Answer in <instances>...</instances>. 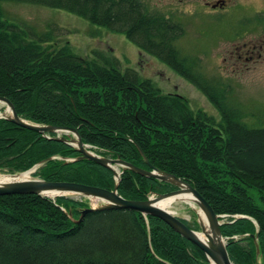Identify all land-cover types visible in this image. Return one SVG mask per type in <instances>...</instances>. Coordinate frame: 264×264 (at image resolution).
I'll return each instance as SVG.
<instances>
[{
    "label": "trees",
    "instance_id": "1",
    "mask_svg": "<svg viewBox=\"0 0 264 264\" xmlns=\"http://www.w3.org/2000/svg\"><path fill=\"white\" fill-rule=\"evenodd\" d=\"M17 1L63 8L123 33L203 91L221 119L193 109L177 92H162L112 53L80 55L68 41L60 44L53 28L38 32L4 16L0 7V95L17 114L73 127L95 152L148 168L139 145L152 164L188 181L221 215L233 264H264V126L247 125L225 102L226 89L219 92L184 65L175 42L184 33L182 22L149 10L142 0ZM55 135L0 117V171L42 162L33 175L113 187L109 167L86 158L66 161L79 152ZM175 188L125 168L117 191L145 199ZM89 206L87 197L1 194L0 264H210L202 249L158 216L94 208L76 222ZM183 221L195 227V220Z\"/></svg>",
    "mask_w": 264,
    "mask_h": 264
},
{
    "label": "rangeland",
    "instance_id": "2",
    "mask_svg": "<svg viewBox=\"0 0 264 264\" xmlns=\"http://www.w3.org/2000/svg\"><path fill=\"white\" fill-rule=\"evenodd\" d=\"M142 1L149 10L160 11L182 22L184 33L175 42L184 65L199 73L200 78L209 80L219 92L226 89L225 102L240 111V117L247 125L264 126V60L241 61L242 66L237 70L232 69V61L223 60L221 55L231 42L264 35V0H231L232 7L212 14L200 8L190 11L189 6H178L170 0ZM0 7L4 16L38 32L53 28L55 39L60 44L68 41L80 55L92 56L94 50L112 53L121 61L122 67L136 69L162 92H177L193 109L205 110L216 120L221 119L216 105L203 91L154 54L138 48L123 33L110 31L63 8L17 0H1ZM255 21L258 24L252 27ZM235 31H239L237 35L233 34ZM87 200L97 201L93 197H87ZM169 209L194 225L196 214L190 203L173 201ZM194 228L198 229L197 224Z\"/></svg>",
    "mask_w": 264,
    "mask_h": 264
},
{
    "label": "water",
    "instance_id": "3",
    "mask_svg": "<svg viewBox=\"0 0 264 264\" xmlns=\"http://www.w3.org/2000/svg\"><path fill=\"white\" fill-rule=\"evenodd\" d=\"M0 104L3 105V110L0 111V117H4L28 129L39 131L42 134L55 132L56 135L54 138L74 145L79 155L76 157H67L66 161L81 160L84 158L91 159L109 167L113 171L115 178V184L111 189L75 181L46 180L32 174L42 163L38 162L26 170L3 172V174L9 175L11 178L0 182V195L11 193H36L50 197L57 195H77L79 197H93L98 199V202H89L90 206L81 210L79 218L74 219L76 222L81 220L86 211L94 208H131L141 212L143 215L149 214L161 218L176 232L202 249L210 261V264H212V261L215 264H233L226 248L225 237L222 235L220 229V224L223 222V220L220 219L221 215L214 211L207 199L188 181L152 164L139 145H137V147L144 161L148 164V168L135 165L119 156L111 157L95 152L90 148L88 143H83L79 132L73 127L41 124L19 116L11 100L4 95H0ZM52 157L53 156H50L48 158L51 159ZM125 168L145 176H152L159 180L169 182L175 185L176 188L166 192H152L145 199L124 198L118 193L117 187L120 172ZM25 172H29V176L21 177L20 175ZM167 197H173L174 201L181 200L190 203V206L196 214L195 222L198 229L190 227L173 211L157 204L159 200ZM69 216H72L71 213H69ZM199 232H202L204 237L200 236ZM255 247L257 254H259L257 235L255 236Z\"/></svg>",
    "mask_w": 264,
    "mask_h": 264
},
{
    "label": "flooded vegetation",
    "instance_id": "4",
    "mask_svg": "<svg viewBox=\"0 0 264 264\" xmlns=\"http://www.w3.org/2000/svg\"><path fill=\"white\" fill-rule=\"evenodd\" d=\"M179 6V4H184V6H189L190 11L194 9H203L206 13H221L226 11V9L232 7L234 4L230 3L231 0H170ZM258 18V17H257ZM244 23V22H242ZM258 21L254 22L252 27L256 26ZM235 31L233 34L236 33ZM232 34V35H233ZM232 36V37H236ZM226 49L222 55L223 60H230L232 69L239 70L242 66L241 61L249 60H264V35L255 37L254 39H249L241 42H231L226 45Z\"/></svg>",
    "mask_w": 264,
    "mask_h": 264
},
{
    "label": "bare ground",
    "instance_id": "5",
    "mask_svg": "<svg viewBox=\"0 0 264 264\" xmlns=\"http://www.w3.org/2000/svg\"><path fill=\"white\" fill-rule=\"evenodd\" d=\"M20 176H21V177L29 176V172H25L24 174H22V175H20ZM9 178H11L9 175H7V174H3V173H0V182H1V181H4V180H7V179H9ZM96 200H98V199H96ZM173 201H174L173 197H167V198H163V199L159 200V201L157 202V204L160 205L161 207H164V208H166V209L172 211L171 209H169V205H170ZM96 202H98V201H96ZM96 202H95V203H96ZM201 215H202V213H201ZM199 235L202 236V237H204V234H203L202 232H199ZM212 264H215V263L212 261Z\"/></svg>",
    "mask_w": 264,
    "mask_h": 264
}]
</instances>
